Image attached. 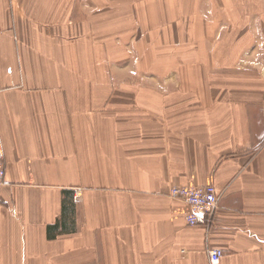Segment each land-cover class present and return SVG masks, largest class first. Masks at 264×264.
Returning a JSON list of instances; mask_svg holds the SVG:
<instances>
[{
  "label": "crops",
  "instance_id": "0c3cea01",
  "mask_svg": "<svg viewBox=\"0 0 264 264\" xmlns=\"http://www.w3.org/2000/svg\"><path fill=\"white\" fill-rule=\"evenodd\" d=\"M0 162V264H264V0H0Z\"/></svg>",
  "mask_w": 264,
  "mask_h": 264
},
{
  "label": "built area",
  "instance_id": "2783aa9c",
  "mask_svg": "<svg viewBox=\"0 0 264 264\" xmlns=\"http://www.w3.org/2000/svg\"><path fill=\"white\" fill-rule=\"evenodd\" d=\"M5 169L0 162V185L4 182ZM169 196L173 199L182 200L186 203L190 211L186 214L185 219L190 226L198 222L199 212L210 216L217 208L220 192L217 191L213 184L206 186H173L169 190ZM223 256L220 249L208 250V257L211 264H218Z\"/></svg>",
  "mask_w": 264,
  "mask_h": 264
}]
</instances>
